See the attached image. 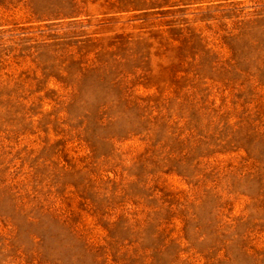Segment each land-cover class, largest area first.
Masks as SVG:
<instances>
[{
    "label": "rangeland",
    "instance_id": "374dc122",
    "mask_svg": "<svg viewBox=\"0 0 264 264\" xmlns=\"http://www.w3.org/2000/svg\"><path fill=\"white\" fill-rule=\"evenodd\" d=\"M0 264H264V0H0Z\"/></svg>",
    "mask_w": 264,
    "mask_h": 264
}]
</instances>
